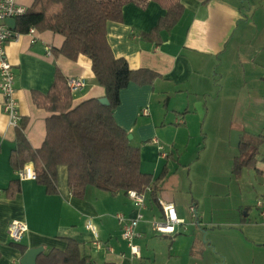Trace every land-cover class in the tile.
Wrapping results in <instances>:
<instances>
[{
    "label": "crops",
    "instance_id": "crops-1",
    "mask_svg": "<svg viewBox=\"0 0 264 264\" xmlns=\"http://www.w3.org/2000/svg\"><path fill=\"white\" fill-rule=\"evenodd\" d=\"M34 1L17 0L27 8ZM181 2L185 9L183 17L171 32H163L160 43L143 35L166 15V10L155 1H149L145 7L134 2L126 4L123 22L108 25L109 43L117 57L127 59L133 69L149 68L158 74L153 84L131 82L122 89L120 104L114 111L117 123L133 136L132 145L140 148L142 171L154 178L161 177L158 201L152 196V190L145 196L144 219L137 228L141 236L135 239L141 257L132 256L116 218L118 213L127 217L136 215V206L125 192L113 193L89 186L83 197L76 196L68 184V169L61 166L58 192L49 194L36 178L22 179L13 169L10 156L17 146L16 128L10 126L3 111L4 95L0 90V264H21L22 257L31 248L65 249L67 239L83 245L97 264H228L227 248H235L234 234H242L236 240L237 246H253L257 253L263 254L264 222L259 214L251 217L250 210L254 192L257 199L264 197V157L259 158L264 146V0ZM64 41L65 37L59 33L37 30L35 36L21 34L6 47L16 74V99L27 121L25 133L35 148L44 143L46 120L52 113L39 108L32 93L35 90L47 93L57 69L67 79L80 78L86 82L85 87L72 91L73 105L106 96V89L97 82L88 56L71 60L55 53ZM192 101H202L205 108L200 129L201 134L204 129L208 131L204 133V152L208 153L211 135L218 136L212 147L214 166L207 162V153L205 156L200 153L198 159L189 158L191 152L184 138L191 136L192 127L187 121L193 119L196 123V116L199 118L198 111H189ZM234 130L243 132L240 145L250 139L261 141L255 166H244L239 174L234 172L238 156L235 159L231 156L229 166L218 156L232 146ZM216 164L221 169L215 172ZM204 167L207 171L203 172ZM244 176L257 181L259 187L242 196L237 216L232 209L216 203L208 210L206 202L203 203L206 196L202 200L194 196L188 203L177 187L185 181L193 187L195 181L214 178L222 185L229 180L230 189L221 188L208 195L212 199L222 195L227 198L233 178ZM172 178L176 181L170 186ZM13 181H19L20 190L11 194L9 187ZM159 199L173 203L178 216L186 222L177 226L176 233L165 237L151 225L153 220L164 217ZM181 202L189 204L190 213V206L196 207L198 217L191 213L196 218L191 224L187 223ZM13 220L28 225L18 244L12 243L8 236V226ZM88 222L96 227L97 237L87 227ZM210 228L223 231L227 242L217 246L204 241ZM96 239L104 244L100 250L94 247ZM256 260L260 264L263 257Z\"/></svg>",
    "mask_w": 264,
    "mask_h": 264
},
{
    "label": "trees",
    "instance_id": "trees-1",
    "mask_svg": "<svg viewBox=\"0 0 264 264\" xmlns=\"http://www.w3.org/2000/svg\"><path fill=\"white\" fill-rule=\"evenodd\" d=\"M155 1L166 10V15L144 37L162 42L163 32H171L184 14L181 0H35L25 15L18 17L16 31L28 33L31 27L39 31L51 30L65 37L56 54L76 60L88 56L97 82L106 89V103L102 98H91L73 105V94L67 77L57 69L54 82L47 93L33 91L34 103L52 113L46 120V137L40 148L31 145L23 119L16 128V148L10 156L11 166L21 171L32 165L36 180L49 194L58 192V169H68V184L73 194L83 197L89 186L117 193L152 189L157 198L161 177L145 173L141 168V151L132 145L129 133L116 121L114 111L120 104L121 90L131 82L153 84L158 74L149 68H131L127 59L117 57L109 43L108 25L123 22V8L128 3L145 7ZM261 141L250 139L240 145L241 153L250 152L246 159H235L234 172L244 166H255L254 160ZM20 190L13 181L9 192ZM24 252L26 250H23ZM37 264H97L84 251L83 245L67 239L65 249L52 248L37 258ZM105 264H117L107 262Z\"/></svg>",
    "mask_w": 264,
    "mask_h": 264
},
{
    "label": "built area",
    "instance_id": "built-area-1",
    "mask_svg": "<svg viewBox=\"0 0 264 264\" xmlns=\"http://www.w3.org/2000/svg\"><path fill=\"white\" fill-rule=\"evenodd\" d=\"M28 11L27 7L18 4L17 0H0V90L4 95L3 111L9 118L10 126L18 128L23 121V116L19 109V103L16 99L15 79L16 74L14 66L8 58L7 44L18 38L21 34L13 29L8 20L15 19L25 15ZM37 29L31 27L28 33L35 36ZM68 86L71 91L81 89L86 86L84 79L80 78H68ZM19 172V176L22 179H35L36 174L32 165H26ZM150 187L146 192H138L136 190H129L127 192L128 197L133 201L136 206V215L134 217H127L124 213L116 214L119 225L123 231V238L127 241L130 247L133 257L140 258L141 251L140 246L135 243V239L141 236L138 231L139 223L144 219L143 210L146 208L145 196L148 191H151ZM159 204L163 210L162 220H153L151 222L152 228L161 234H174L176 233L177 226H183L186 224L185 220L180 218L177 214L176 207L171 202L163 201L159 199ZM256 208L259 212V217L264 222V197H259L256 200ZM190 211L193 217H198L195 205L190 206ZM87 227L97 237V229L91 223L88 222ZM28 230V225L20 220H13L8 226V236L12 243H20ZM94 247L100 250L104 247V244L98 239L95 240Z\"/></svg>",
    "mask_w": 264,
    "mask_h": 264
},
{
    "label": "rangeland",
    "instance_id": "rangeland-1",
    "mask_svg": "<svg viewBox=\"0 0 264 264\" xmlns=\"http://www.w3.org/2000/svg\"><path fill=\"white\" fill-rule=\"evenodd\" d=\"M219 79V75L217 76ZM196 104L197 102H193L191 103V107L189 111H193L194 113L197 111L196 108ZM188 109V108H187ZM183 113H185V111H182ZM190 120V119H189ZM199 120V122H197ZM203 119H201L200 115L199 118L196 116V123H194L193 119L190 121H187V124H190V127H192V133L191 136L188 134L184 140H186L187 142V147L190 150V159H198L200 153L205 156L207 155V162L211 163L212 166H214V152L212 150V147L214 146V144L216 143V140L218 138L217 137H210L209 141H208V153L204 152V146H206L205 143V137L206 135L204 133L208 132L204 129V133L201 134L200 133V129H201V125H203ZM194 129V131H193ZM201 151V152H200ZM230 151L231 154H230ZM207 153V154H206ZM250 155V152H243L240 153V151L238 150L237 147H230L228 146V149H223L221 152L218 153V156L223 157L224 162L227 161L228 166H229V162H230V158L231 156L233 157V159H235L236 156H241L242 159H246L248 158ZM259 155L261 157H259L260 159L262 157H264V146L261 147V151L259 153ZM214 168V167H213ZM221 166H219L218 164L215 165V172L217 170H220ZM202 171H207V168H203ZM180 177V176H178ZM177 177V178H178ZM219 179V178H216ZM174 181H176V179L172 178V180H170L169 184L170 186L173 185ZM229 180L224 181V183L221 185L219 182H216L213 178V181L210 179L208 181H195L193 187L190 186V183L185 181L184 183H181L177 186L180 188V190L183 191L184 195L187 197L188 203L192 202L193 197L197 196L199 197L201 200L203 199V196H206V199L203 200V203L206 202L205 206L208 210H211L212 207H215V203L218 204L219 206H227L228 210L232 209L235 213V215L237 216L238 214V208L240 206V204H242L243 201H241L242 196L245 193H248L249 191H253L254 188H258V182L255 181L254 179H247L246 176H244L242 179H237V177L233 178V181L231 182V194L229 196H227V198H225V196H213L216 198H208L209 194H212L213 192H217L220 191L221 188L225 190V188H228V184ZM184 184V185H183ZM192 191L194 193H192ZM196 193V194H195ZM220 197V198H219ZM254 203L252 202L253 207L250 210V214L251 217H257L259 212L256 208V204H255V200L257 199V195L254 192ZM218 198V199H217ZM186 210V220L188 224H191V222L195 221L196 218H193L191 213L189 212V204L187 205V203L185 202H181ZM219 206H216L217 208ZM187 224V225H188ZM162 237H165V234H160ZM240 235V236H239ZM239 237H242V234H234L232 239L235 245V248L233 247H229L227 248L228 251V264H257V257L258 259H261L263 257V260L260 261V264H264V250L261 251V253H263L262 255L257 253V251L254 249L253 246H249V245H243L241 246H237V239H239ZM204 241H209L214 245H221V243H225L227 242L226 238L223 237V231L219 230V228H210L207 230L206 232V236ZM212 249V248H211ZM261 256V257H260Z\"/></svg>",
    "mask_w": 264,
    "mask_h": 264
},
{
    "label": "water",
    "instance_id": "water-1",
    "mask_svg": "<svg viewBox=\"0 0 264 264\" xmlns=\"http://www.w3.org/2000/svg\"><path fill=\"white\" fill-rule=\"evenodd\" d=\"M8 23L10 24V26L13 29H16V20L15 19H10L8 20ZM104 103H106V99L102 98L101 99ZM196 108L197 111L201 117V119H203V116L205 114V108L203 105L202 101H198L196 104ZM243 132L238 131V130H234L232 131V135H231V144L234 147H239L240 142H241V136H242ZM133 136L131 134H129V139H132ZM44 252V247H37V248H31L29 249L24 256L21 259V264H37V258L38 256Z\"/></svg>",
    "mask_w": 264,
    "mask_h": 264
}]
</instances>
